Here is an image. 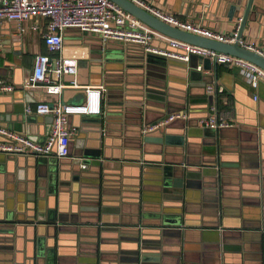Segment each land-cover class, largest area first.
Wrapping results in <instances>:
<instances>
[{
	"label": "crops",
	"instance_id": "1",
	"mask_svg": "<svg viewBox=\"0 0 264 264\" xmlns=\"http://www.w3.org/2000/svg\"><path fill=\"white\" fill-rule=\"evenodd\" d=\"M146 1L230 33L247 0ZM23 26L21 32L16 22L0 21V79L14 87L0 92V128L42 142L49 116L27 114L25 106L75 103L83 94L79 87L57 96L22 87L35 56L47 54L41 37L46 20L33 17ZM241 37L264 49V0H252ZM101 41L76 28L63 32L62 54L77 58L78 71L62 81H106L123 95L104 92L98 116H69L76 131L70 155L55 157V175L45 158L0 153V264H264V80L252 88L247 69L221 63L198 71L195 56L188 64L144 59L142 47L128 42L124 56L111 57L118 41L103 48ZM153 44L167 47L162 39ZM203 82L223 87L212 95L213 105L231 126L213 131L196 125L209 95ZM184 104L187 120L149 133L154 140L141 136L145 123ZM163 135L180 136L183 144L156 139ZM144 254L155 261L140 263Z\"/></svg>",
	"mask_w": 264,
	"mask_h": 264
},
{
	"label": "built area",
	"instance_id": "2",
	"mask_svg": "<svg viewBox=\"0 0 264 264\" xmlns=\"http://www.w3.org/2000/svg\"><path fill=\"white\" fill-rule=\"evenodd\" d=\"M144 9L159 20L194 35L214 41L234 44L256 52L264 57V49H258L254 44L246 43L238 37V26L230 33H220L206 28L200 23L181 20L174 15L155 8L146 0H129ZM33 17L46 20L41 37L47 49V54H37L33 68L24 79L22 85L26 88L40 87L46 94L59 95L63 88L79 87L82 90V100L75 103L54 104L38 102L32 108L25 106V112L52 117L50 127L42 142L31 139L28 135L0 128V153L9 155H25L37 158L56 157L59 159L69 156V139L76 131L69 126L71 115H99L104 87L102 85H79L73 78L68 84L62 81L64 75L74 77L78 71V61L74 56H65L63 49V32L67 28H76L83 32L98 34L103 41L128 42L140 45L145 52L182 62H189L192 56L208 58L213 64H228L245 68L250 72V85L256 88L260 79L264 80V70L254 63L228 53L191 44L163 35L143 23L130 12L122 9L111 0H0V21H14L19 31L25 30L23 23ZM33 29L37 26L33 25ZM154 39L167 42V47L153 44ZM197 70L202 71L198 65ZM14 89L11 84L0 79V92H10ZM222 86L214 82L206 85V92L211 95L222 94ZM189 112L185 109L172 111L154 123L146 124L142 132L154 131L170 122L180 119L187 120ZM196 125L201 128L219 130L232 125L231 121L219 115L212 105L205 116L196 119ZM85 168V164L81 165Z\"/></svg>",
	"mask_w": 264,
	"mask_h": 264
},
{
	"label": "water",
	"instance_id": "3",
	"mask_svg": "<svg viewBox=\"0 0 264 264\" xmlns=\"http://www.w3.org/2000/svg\"><path fill=\"white\" fill-rule=\"evenodd\" d=\"M111 1H113L114 3L119 5L122 9L130 12L133 16H135L138 19H140L143 23H145L149 27L155 29L156 31L162 33L165 36H168V37H171V38H174V39H178V40H181V41H185V42H188V43H191V44L199 45V46H202V47L214 49L216 51L228 53V54H231L233 56L244 58V59L254 63L255 65H257L258 67H260L261 69L264 70V57H262L261 55L257 54L254 51L247 50V49H245L243 47H240L236 43H234V44H226V43L214 41V40L202 37V36L194 35L192 33H188V32H185L183 30H180L178 28H175V27H173V26H171V25L159 20L158 18H156L155 16L151 15L150 13H148L147 11H145L142 8H140L139 6H137L136 4L132 3L129 0H111ZM251 4H252V0H247L246 1L243 15L241 16V18L237 22V25H239L238 26V37H241V34L243 32L244 26L246 24L248 13L250 11ZM236 6H239V5H236ZM85 33H87V32H85ZM108 44H111V41H103L102 40L100 42V46L102 48L106 47ZM124 44H125L124 42H118V47L119 48H117L116 50H111V52H110V53H112V54H110L111 57H116L117 58L118 55L124 56V51H125V48L127 47ZM142 51H143V55L141 57H144V59H146V58L149 59L150 57L153 56L155 58H158V57L162 58V59H159V60H162V61H164V60L165 61L166 60H174V59H169V58L163 57L161 55L145 52L143 48H142ZM113 55H115V56H113ZM121 58H123V57H121ZM196 58L198 59V64L195 67L196 69H197L198 65L202 66V70H204V69L210 70L211 69V66H212L213 63L211 62L210 59H208V58H199V57H196ZM175 61L181 62L182 64H184V63L188 64V62L186 63V62H182V61H178V60H175ZM214 65H216V64H214ZM198 71H201V70H198ZM210 83H212V82H210ZM214 83L216 84V82H214ZM202 85L205 87V91H206V83L203 82ZM22 87H23V85H22ZM103 87H104L103 93L105 92L107 95H110V93L118 94L119 96H120V94L123 95L122 88H116V90L113 91L112 88L110 89L107 86L106 81H105ZM139 92H140V94H142V92H144V91H143V89H139ZM143 95L145 97L149 96L148 92L143 93ZM160 98H161L162 101L165 100V96L164 95H162ZM206 100H207V102H205L204 115H202V116H205L208 113V109L213 104H216V102H217L216 98L214 96L210 95V94L208 96H206ZM120 103H122V102H120ZM184 103H187L186 99H185ZM185 106H186V104H184L183 108H181V109L182 110L185 109ZM189 109H190V107H189ZM185 110H187L190 113V110H188V109H185ZM83 116H88V115H83ZM92 116H98V115H92ZM89 117H91V116H89ZM49 120H50V122L52 121V117L51 116H49ZM146 124H149V123H145L144 125H146ZM204 129L205 130H213V129H208V128H204ZM156 130H159L158 132H162V131H160L159 128L156 129ZM213 131H215V130H213ZM152 132H154V131L140 132V134H141V136L145 135V140H154L155 138L147 137L149 135V133H152ZM29 137L34 140L36 136L31 135ZM156 139H158V141H163L165 143L168 140H172V141H177L178 143H182L183 144V141H182L180 136H177V137L174 138V137H172L170 135H163L162 137H157ZM68 149H69V145H68ZM69 155H70V151H69ZM44 160L45 161L43 163H45L47 165L48 173L55 175V173L57 172V168L55 166L56 165L55 157H46ZM189 173H191V172H189ZM189 173H186L185 176L187 177L189 175ZM164 174L166 176H170L171 172H168L167 174H166V172H164ZM37 217H38V219H41V220L44 219L43 214L42 215L38 214ZM148 256L149 255H147V254H144L143 256L140 255V257H138L139 258V262L141 263V261H155V259L151 260Z\"/></svg>",
	"mask_w": 264,
	"mask_h": 264
}]
</instances>
